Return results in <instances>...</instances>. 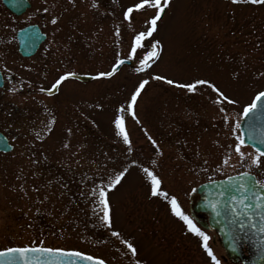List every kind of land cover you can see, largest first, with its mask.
Instances as JSON below:
<instances>
[{
	"label": "rangeland",
	"instance_id": "obj_1",
	"mask_svg": "<svg viewBox=\"0 0 264 264\" xmlns=\"http://www.w3.org/2000/svg\"><path fill=\"white\" fill-rule=\"evenodd\" d=\"M30 2L27 11L15 15L0 0V65L30 90L19 100L24 113L12 120L21 137L12 152L0 154V250L38 245L77 250L108 264H213L201 238L172 212L169 200L175 196L190 216V192L200 183L241 171L257 172L264 181V157L256 167L234 150L242 107L264 90V5L170 0L158 30L129 58L135 35L155 11L136 10L140 0ZM129 7L133 12L125 19ZM30 23L39 24L48 38L25 59L17 50L16 31ZM156 40L162 45L159 57L136 71ZM122 58L132 63L111 77L69 78L56 92L40 91L66 72L94 77ZM155 76L178 83L207 79L236 103L217 104L207 86L189 93ZM145 80L133 118L126 106ZM117 115L124 116L131 151L117 134ZM242 151L255 154L247 145ZM145 167L161 179L168 198L150 194ZM125 168L121 182L108 189ZM101 186L110 226L101 219ZM200 228L211 237L208 244L220 264H234L215 232ZM113 231L120 235L112 236ZM124 240L136 248L135 256Z\"/></svg>",
	"mask_w": 264,
	"mask_h": 264
},
{
	"label": "snow or ice",
	"instance_id": "obj_2",
	"mask_svg": "<svg viewBox=\"0 0 264 264\" xmlns=\"http://www.w3.org/2000/svg\"><path fill=\"white\" fill-rule=\"evenodd\" d=\"M170 0H140L139 3L134 5L136 10H141L145 8L154 9V14L150 19L144 21L146 27L144 31H140L135 35L134 43L131 46V52L129 54V58L135 55L138 48L143 47V42L146 38L152 37L153 33L158 30V21H160L162 13H164L165 9L168 7ZM233 4H252V5H264V0H232ZM47 11V9H45ZM133 12V7L127 8L124 13L125 19H128L130 14ZM52 23H56V19L53 18ZM117 35H119V30L117 29ZM150 51L140 59V67L136 69V71H142L149 68L151 65L149 64L150 60H154L159 57L160 51L162 50V45L159 40L152 42L150 45ZM125 60L117 59L116 63L112 66L111 71L99 72L94 79H99L103 77H111L119 68L120 65L124 64ZM77 76L74 72H66L63 75H60L55 83L52 84L51 88L44 89L41 88L40 91H47L52 93L54 89H58L62 82L66 81L69 78H75ZM156 80H164L169 85H175L178 88L186 89L187 92L192 93L197 90V87L200 85L207 86L212 89L213 92L217 95V100L215 103H223L227 102L229 104H235L236 101L230 99L226 96L214 83L207 79H196L193 82L189 83H178L171 79H166L164 76H155ZM148 81H141L139 85L136 87L135 91L132 93L130 97V101L126 106V109L129 113H131L132 117L135 118L134 105L136 104L137 98L140 95L141 91L144 89L145 85ZM125 111V107L122 106L118 109L119 113H123ZM223 111V109H221ZM242 119L247 118L249 121L253 119L264 118V90L258 91L254 97L252 98L250 103H247L242 107V112L239 114ZM227 119V117H225ZM51 123V122H50ZM115 127L118 130V135L123 138V142L129 145V151H131V141L128 133L125 130L124 126V116L117 115L114 120ZM241 129V122L237 120L234 126V134ZM152 144L155 145L156 141L152 140L149 137ZM236 143L234 145L235 152L239 155L241 161L246 158V155L250 159V165L259 167L262 163V157H264V151L261 148L257 147L255 149V154H246L242 151V148L245 146V137L243 135L235 136ZM4 145L7 147V137H3ZM264 143V141H262ZM135 163V162H134ZM153 164L156 161H152ZM225 164L228 161H224ZM145 173L148 181L150 182V194L152 196H164L168 198V193L163 192L160 189V185L162 183L161 179L155 174L154 171L145 167L142 169ZM127 172V168L123 171L115 175V177L108 183L107 188H114L121 182L122 177ZM193 192L196 191L195 188L192 189ZM99 195V205L102 207L103 216L101 219L107 223L109 226L111 225L110 218V207L107 199V191L104 186H101L98 190ZM216 195L221 198L216 202H210V206L215 212L217 216H220L221 213L218 208L222 205L225 211L229 214H232L241 219L234 220L233 223L239 228V230L243 231L245 228L244 220L246 219L252 227H256V224L253 222L254 217H259L261 221V226L259 227V231L264 232V182L260 180H254L251 177L250 172H241L237 173L236 176H227L225 181L222 182L221 187L217 190ZM171 205L172 212L179 217L186 225L190 232L194 233L197 237L202 240V247L206 251L208 257H210L213 264H220V260L215 256L213 250L209 247L208 241L211 237L200 227L193 222V219L184 213L180 208L177 198L172 196L169 200ZM112 236L118 237L120 235L119 232L113 231ZM123 243L126 245L127 249L131 251L133 256L136 255V248L133 246L131 242L128 240H124ZM57 253L59 255H66L71 257H79L82 260L92 261L94 257L90 255H85L79 251L72 252H63L61 249H52V248H44V247H13L7 248L4 251H0V264H16L17 254L20 259H23L24 264H29L28 262V253ZM95 264H104L103 260H96ZM136 264H140V261L137 260Z\"/></svg>",
	"mask_w": 264,
	"mask_h": 264
},
{
	"label": "water",
	"instance_id": "obj_3",
	"mask_svg": "<svg viewBox=\"0 0 264 264\" xmlns=\"http://www.w3.org/2000/svg\"><path fill=\"white\" fill-rule=\"evenodd\" d=\"M2 1L11 11L18 15L22 14L30 7L29 0ZM17 38L20 53L23 56H30L36 52L40 44L45 40L46 34L42 32L37 24H30L17 31ZM123 60H125L127 64L131 62L127 59ZM122 65H120L119 68ZM75 78L86 81L92 77L88 75H77ZM240 131L241 135L245 137L246 144L253 146L255 149L259 147L264 151V143H262V141H264V118L253 119L251 121L247 118L241 119ZM11 148L12 147L8 145L5 147L3 137H0V150L9 151ZM251 177L256 180L254 175L251 174ZM225 179L226 178L210 181L198 187L199 192L203 193V197L198 204L193 206L194 208L191 207L192 215H195V211H203L209 214L208 222L210 225L199 219L197 220L200 221L203 226H211L217 230L221 236L222 245L227 255L234 262H239L240 264H264V232L259 231V227L261 226L260 218L258 216L253 218V222L256 224L255 228L245 219V228L241 231L236 224L233 223L234 220L241 218L227 213L222 205L218 208L221 215L217 216L210 206V202H216L221 199L216 193ZM63 252L72 251L63 250ZM27 257L29 264H95L96 260H101L99 258H94L92 261H86L79 257L59 255L57 253L30 252L27 254ZM16 264H24L23 259H20L18 254ZM104 264L107 263L104 262Z\"/></svg>",
	"mask_w": 264,
	"mask_h": 264
},
{
	"label": "flooded vegetation",
	"instance_id": "obj_4",
	"mask_svg": "<svg viewBox=\"0 0 264 264\" xmlns=\"http://www.w3.org/2000/svg\"><path fill=\"white\" fill-rule=\"evenodd\" d=\"M6 9H8V8H6ZM9 41L10 40L7 39L6 40L7 43L5 42V44L9 45ZM11 41H13V40L11 39ZM15 42H17V41H15ZM39 49L32 56L23 57V58L28 59V58L35 56L38 53ZM7 65H10V67L14 66V60L8 62ZM3 68H6V67L0 65V81L2 79V84L0 86V134L7 137V144L13 145V150H14L16 147V140L21 137V134H20V132L19 133L17 132V130H19V128L16 130L15 127L12 125V123H13L12 120L14 118L19 117V115L24 113V111H23L24 109L22 107H20V101L19 100H21L22 95H26L27 93H29L30 90H29L28 86H25L24 82L23 83L18 82V80L16 79V75H15L16 73L15 72L5 71ZM9 84L16 85V88L13 90L7 89V85H9ZM16 89H17V91H16ZM17 95H19V96L17 97ZM13 150H11L10 152H12ZM10 152L0 151V154H7ZM237 173H239V172H237ZM252 173H254L256 175L257 180L264 182L258 176L257 172H252ZM201 198H202V195L197 190L195 192H193V191L190 192V200L192 201L193 205H195L197 203V201H199ZM192 208H194V207H192ZM190 214H191V211H190ZM194 217H195V219H199V220L206 222V223L209 220V214L206 212H203V211H199V212L195 211ZM214 237H217L219 239V236L216 233H215Z\"/></svg>",
	"mask_w": 264,
	"mask_h": 264
}]
</instances>
